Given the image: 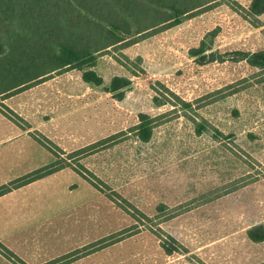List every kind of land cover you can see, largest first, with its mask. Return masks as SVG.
I'll list each match as a JSON object with an SVG mask.
<instances>
[{
	"label": "rangeland",
	"instance_id": "374dc122",
	"mask_svg": "<svg viewBox=\"0 0 264 264\" xmlns=\"http://www.w3.org/2000/svg\"><path fill=\"white\" fill-rule=\"evenodd\" d=\"M252 1L215 0L108 48L100 87L66 68L0 95V141L11 120L100 189L78 172L53 184L57 210H72L57 212L23 259L0 240L18 263L264 264V242L248 236L264 224V69L230 60L264 51V14L250 12ZM195 49L218 60L200 64ZM2 61L0 91L29 74L8 76ZM115 77L132 81L123 100L109 91ZM142 115L154 125L148 142L137 136ZM30 155L25 143L0 144V187L38 170Z\"/></svg>",
	"mask_w": 264,
	"mask_h": 264
},
{
	"label": "trees",
	"instance_id": "16d2710c",
	"mask_svg": "<svg viewBox=\"0 0 264 264\" xmlns=\"http://www.w3.org/2000/svg\"><path fill=\"white\" fill-rule=\"evenodd\" d=\"M214 1L0 0V60L12 67L6 70L8 76L20 75L23 71L29 73L18 84L0 91V95L23 89L30 83L66 68L80 71L85 83L100 87L104 84V78L98 73L96 66L102 52L145 32L179 25L190 14ZM250 12L254 15L264 14V0H253ZM203 53V49L194 50V56H201L200 64L218 60L214 53L202 55ZM230 56V60L234 62L246 61L251 67L264 69V51H236ZM4 75L7 76L6 72ZM131 84L132 81L128 78L115 77L109 91L123 100L125 91ZM186 104L190 106V103ZM194 123L198 134L207 130L206 124ZM153 126L149 116H141L137 136L142 142H148L152 138ZM32 136L48 148L56 160L1 186L0 197L65 168H72L100 190L95 182L76 167L63 162L55 149L46 146L34 134ZM248 236L253 242H264V224L252 227ZM0 247L4 256L15 260L13 252L1 243ZM166 251L172 254L174 249L166 247Z\"/></svg>",
	"mask_w": 264,
	"mask_h": 264
},
{
	"label": "crops",
	"instance_id": "0c3cea01",
	"mask_svg": "<svg viewBox=\"0 0 264 264\" xmlns=\"http://www.w3.org/2000/svg\"><path fill=\"white\" fill-rule=\"evenodd\" d=\"M6 121L5 125L10 133L0 141V144H20L21 142L29 145L31 154H33L30 155L31 161L38 163L35 166H30L31 170L48 166L56 160L55 155L36 140L29 131L23 130L11 120L6 119ZM75 173L78 174L72 168H65L0 197V240L5 242L19 258L26 257L27 245L37 240L35 237L38 233L45 231L48 234L51 232L52 221L57 216V212H62V215L66 216L72 208V204L63 203L62 208L57 210L56 207L60 204H54V202H58L54 198L59 192L57 186L52 185L58 184L60 178L72 176ZM46 182L51 186H40ZM65 188H68V185ZM43 226L45 229L42 228ZM0 256L4 258L2 255Z\"/></svg>",
	"mask_w": 264,
	"mask_h": 264
}]
</instances>
